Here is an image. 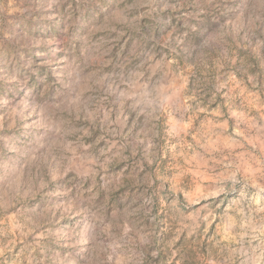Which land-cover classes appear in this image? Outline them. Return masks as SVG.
Returning <instances> with one entry per match:
<instances>
[{
	"label": "rangeland",
	"instance_id": "rangeland-1",
	"mask_svg": "<svg viewBox=\"0 0 264 264\" xmlns=\"http://www.w3.org/2000/svg\"><path fill=\"white\" fill-rule=\"evenodd\" d=\"M0 264H264V0H0Z\"/></svg>",
	"mask_w": 264,
	"mask_h": 264
}]
</instances>
